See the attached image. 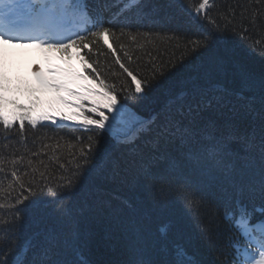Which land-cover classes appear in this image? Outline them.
I'll return each mask as SVG.
<instances>
[{"label": "snow or ice", "instance_id": "6c2138e0", "mask_svg": "<svg viewBox=\"0 0 264 264\" xmlns=\"http://www.w3.org/2000/svg\"><path fill=\"white\" fill-rule=\"evenodd\" d=\"M196 3V16H192L190 0H168L172 14L162 24L149 20L146 9L158 11L152 0H0V135L4 142L0 181L11 180L6 186L0 182L4 198L11 197L9 204H0V210L6 209L0 219V264H88L77 243L79 216L85 206L91 207L90 190L101 177L141 186L153 208L178 207L192 218L197 238L215 256L208 261L194 246L169 239L167 226L160 229L159 238H152L133 215L120 225L125 258L112 264H264V74L257 77L240 69L241 91L234 93L210 87L201 75L189 73L178 90H170L167 103L146 120L128 115L124 105L118 107L114 87L104 80L99 81L106 89L102 92L77 83L98 73L91 60L98 44L109 49H113L110 39L136 44L141 36L152 35L153 29L175 46L180 60L150 61V75L138 79L117 56L116 63L132 78L140 100H148L163 80L179 71L177 64L209 50L217 37L260 43L256 36L264 34V0L228 4L216 8L215 15H211L215 0ZM75 21L83 27L74 31L71 23ZM146 22L152 27L141 32ZM16 48L39 49L52 77L45 78L43 70L35 71L39 87L22 79L16 73V53L11 51ZM260 52L264 54V48ZM53 53L68 67L51 66ZM124 55L131 59L127 51ZM74 59L80 61L83 72L71 66ZM227 63L223 58L212 59L214 68L223 69ZM45 89L57 93L55 103L60 105L82 110L83 102L90 101L87 111L97 117L83 111L61 117L70 121L82 115L83 126L91 135L84 140L65 134L79 145V151L71 153V162L59 164L58 178L32 167L33 160L26 159L18 147L26 144L27 133L38 125L55 132L53 126L58 122L43 110L45 102L38 95ZM246 92L251 96H245ZM233 95L244 101L247 125L243 129L236 123L241 113L232 104ZM105 110L115 111L111 120ZM44 121L51 124L41 123ZM117 123L126 125L123 136L116 137L130 151L126 159L102 144L106 133L119 131ZM139 138H143V146ZM45 139L59 143L61 137ZM12 140L16 143H9ZM32 143L35 146L36 137ZM237 144L240 151L234 148ZM213 192L215 200L210 195ZM123 204L136 212L130 201ZM47 215L59 218L67 231L39 230L21 244L28 222L38 223ZM225 225L235 229L234 235L230 228L225 236L229 251L218 243Z\"/></svg>", "mask_w": 264, "mask_h": 264}, {"label": "trees", "instance_id": "16d2710c", "mask_svg": "<svg viewBox=\"0 0 264 264\" xmlns=\"http://www.w3.org/2000/svg\"><path fill=\"white\" fill-rule=\"evenodd\" d=\"M236 2L247 4L250 0H215L216 7L212 9L211 15L216 14V8L222 9L223 6ZM152 3L157 6L158 11L153 13L150 9H146L149 12V20H157L162 24L166 23L168 17L172 14V10L167 6L168 0H152ZM190 3L193 5L190 10L191 15L196 16L194 9L198 7V4L196 0H190ZM211 3L212 0H210ZM203 14L202 12L200 15ZM151 27V24L146 22L141 32H148ZM192 30H196L195 24L192 25ZM256 40L260 41L258 45H254L252 39H248L245 43L239 37H217L209 50L202 52L194 60L189 58V61L177 64L179 71H174L168 78L163 80L161 86L153 91L148 100H140L137 98L140 94L135 93V84L132 78L116 63L117 56L126 67L133 71L138 79H143V77L150 75V61L156 64H159L161 59L166 62L169 60L175 62L180 60V53L173 44L169 43L168 38L163 33H157L155 29H153L152 35L138 38L136 44H132L130 41L114 42L110 39L109 42L113 43V49H109L106 45L100 43L92 50L91 60L96 62L99 69L98 73H92L89 80H81L78 84L87 85L102 92L106 89L100 87L99 81L104 80L105 84L114 87L118 107L124 105L128 115L134 113L137 117L146 120L167 103L170 90H178L181 81L189 73L193 76L201 75L202 78L208 81L210 87L227 88L234 93L240 92L241 85L238 77L240 69L257 77L264 74V54L260 52V48H264V34H258ZM121 43L125 44L123 49ZM125 51L128 52L131 59L124 55ZM214 57L223 58L228 63L223 69L214 68L212 67ZM71 66L74 69L79 67L76 71H84L77 59L71 62ZM84 74L89 75V73ZM73 87L77 91H83L81 88H76L75 85ZM38 95L45 102L43 110L54 116L58 123L61 122L64 125L69 123L71 127L69 125L54 127L55 132L48 128H42L40 131L28 133L26 144L18 146L19 152L25 155L26 159L31 158L33 160L32 167L39 169V172L47 171L50 175L55 173V178H58L60 175L59 164L65 162V160L71 162V153L74 151L78 153L79 151V145L75 141L67 139L65 134L68 136L75 135L77 138L82 137L84 140L87 139L88 135H91V132L83 126L82 115L74 116V119L70 121H64L61 117L65 115L73 116L80 111L91 118L97 117L87 111L91 107L90 101H84V108L81 110L55 103V97L57 96L55 91L45 89ZM244 95L251 96V93L246 92ZM231 100L236 103V109L241 113L236 123L238 127L243 129L242 126L247 125V122L243 119L244 101L235 95L231 97ZM105 114L111 120V116L115 114V111L109 113L105 110ZM125 119H127V115ZM125 128L126 125L121 123L115 125V129L119 130L116 133L120 137L123 136ZM45 136H59L61 139L57 143L56 139H45ZM33 137H36L35 146L32 143ZM40 141H43L44 145L47 146H42ZM143 142V138L138 139L141 146H143ZM3 143V136L0 135V149H3ZM9 143L15 144L16 141L12 140ZM102 144L105 150L114 152L122 159L130 156L129 149L124 146L121 140L114 138L111 133L105 134ZM13 151L14 149H8L9 153ZM32 152H36L38 155L33 156ZM0 155H3V152H0ZM11 167L12 165L8 163L7 169L11 170ZM0 182L6 186L11 183V180ZM8 191L11 192V189H8ZM15 194L12 193V195ZM210 195L215 200L216 194L213 192ZM4 196V192H0V204H9L11 197L4 198ZM88 199L91 207L85 206L83 214L79 216V240L77 243L81 246L82 252L89 255L98 264H112L113 261L125 258V240L120 225L122 221L133 215L152 238H159L160 229L167 226L169 233H174L169 239L190 244L198 249L208 261L215 260L214 254L197 238L196 225L192 218L182 214L178 207L153 208L147 191L141 186L101 177L90 190ZM128 200L134 201L132 205L136 209L135 213L124 206L123 202ZM3 211H6V209L0 210V219H3ZM152 214L154 219L149 218ZM141 216L144 217L140 220ZM56 227L60 231H67L62 221L56 224ZM225 240L223 233L219 237L218 243L224 247ZM84 243H88L89 246Z\"/></svg>", "mask_w": 264, "mask_h": 264}, {"label": "rangeland", "instance_id": "374dc122", "mask_svg": "<svg viewBox=\"0 0 264 264\" xmlns=\"http://www.w3.org/2000/svg\"><path fill=\"white\" fill-rule=\"evenodd\" d=\"M59 59L57 64L54 66H57L59 64ZM64 67H68V64L63 62ZM49 67V64H48ZM43 70L44 76L46 75L45 71V64L43 61V56L39 52H28L24 58V60L18 62L17 68H16V73L21 77V78H26L28 80H36V77L33 75L35 71H41ZM52 76V73H50ZM258 259V256H257Z\"/></svg>", "mask_w": 264, "mask_h": 264}]
</instances>
